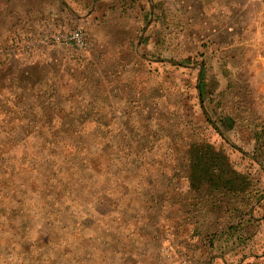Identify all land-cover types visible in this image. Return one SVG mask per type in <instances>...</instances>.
<instances>
[{
  "label": "rangeland",
  "instance_id": "374dc122",
  "mask_svg": "<svg viewBox=\"0 0 264 264\" xmlns=\"http://www.w3.org/2000/svg\"><path fill=\"white\" fill-rule=\"evenodd\" d=\"M97 1L0 0V89L18 93L23 87V101L39 103L41 107L35 105L24 112L25 141L0 136L3 140L11 139L5 142L11 149L9 154L3 152L6 150L3 147L0 149V214L8 217L3 208L13 211L9 220L0 215V227L7 230L2 234L0 245L4 237H9V249H6L21 256L19 237L24 233L30 241L28 250L34 256L33 261L22 262L13 255L11 263L6 264H37V261L40 264H112L121 256L122 247L116 242L120 231L104 244L102 236L106 234L100 228L110 223L123 227L129 220H133L131 227L137 229V240L141 239L139 233L151 232L152 226L154 229L153 247L145 252L131 249L130 260L134 264H264V145L261 148L255 138L256 132H263L264 136V0H186L183 6V16L188 19L184 24L186 29L178 36L171 34L174 36L171 39H168L166 17L161 8L150 10L144 21L134 15L135 24L127 26L125 35L136 54L135 61L128 57L120 62L112 54L103 51L102 55L97 49L95 64L76 66L67 60V49L60 46L36 44L29 58L13 50L15 37L30 34L39 41L49 20L61 26H83L91 44L95 43V34L113 43L114 36L122 35L117 29L120 25L117 19L93 28L87 22L86 17L92 5L95 12ZM75 4L82 7L76 8ZM98 15L102 19V14ZM192 25L201 29L199 33L189 29ZM144 39L149 44L137 46ZM119 66L127 72L120 75L122 79L117 74L122 70ZM26 67L39 80L32 88L25 84L27 78L23 80L24 86L15 84V78ZM47 86L55 90L53 100L45 99L47 103L44 99L27 100L39 93L45 94L41 89ZM9 102L14 104V98L10 97ZM70 105L85 107L88 113L77 119L65 115ZM43 109L56 124L52 127L64 121L53 134L33 132ZM76 125L84 133L81 134L84 144L92 137L89 133L95 126L101 125L103 132L95 142L84 147L71 142L74 134L69 129ZM44 136L45 140L56 139L69 144L76 152L92 155L97 160L93 166L97 172L106 168L115 174L129 172L130 176L121 179L122 184L118 179L100 183L99 178L95 188L86 182L74 184L61 199L51 201L52 210L75 206L79 207L77 212L88 215L86 235L97 245L91 255L90 240L81 244L80 240L73 241L72 249L69 244L61 243L74 232L69 221L64 224L53 220L68 233L53 225L49 230V224H45L46 220L51 221L46 216L50 197L40 184V174L34 172L36 168L30 169V163L25 161L38 163L37 169L46 174L49 168H56L64 161L69 164L72 155L68 146L48 155L34 145L25 154L28 145ZM111 137L116 144H103L96 153L101 142ZM200 156L202 161L198 162ZM205 161L215 162L220 171L217 170V176L202 174V177H211L226 187L232 185L236 194L221 185V189L213 187L210 193L196 189V184L190 185L189 165H202ZM7 165L13 166L14 171H8ZM22 167L23 172L19 171ZM79 167L86 169V161H80ZM27 172L34 173L26 176ZM68 177L66 181L73 184L72 173ZM30 185L40 190L28 197ZM123 185L133 193L134 200L127 198L131 202L129 210L135 203L136 209L138 205L141 209L139 214L129 211L125 216L113 215L116 206L130 195ZM256 190L260 196L250 204L241 201L247 191ZM24 202L33 212L28 218L20 209ZM87 202L93 208L95 204L101 205L103 210L89 212ZM149 204L154 206L149 210L152 226L141 218L145 210L149 213ZM240 220L250 237L245 246L236 248L235 256L229 260L220 245L221 238L223 242L229 224L236 225ZM117 249L118 254L113 253ZM106 250L108 254L104 253ZM8 253L3 251L0 256L7 260ZM242 256L243 261L237 262Z\"/></svg>",
  "mask_w": 264,
  "mask_h": 264
},
{
  "label": "trees",
  "instance_id": "16d2710c",
  "mask_svg": "<svg viewBox=\"0 0 264 264\" xmlns=\"http://www.w3.org/2000/svg\"><path fill=\"white\" fill-rule=\"evenodd\" d=\"M0 65H1V63H0ZM35 76H37V75L33 74L29 70L28 71L26 70L27 82L25 84H30V86L32 88L34 86V84L39 83V80H37V78H35V79L33 78ZM29 79L30 80L32 79V82L28 81ZM16 83L17 84L20 83L22 85L23 84L22 77H19V76L16 77L15 78V84ZM53 91H55V90H50L49 86H47L46 88L42 87L41 92H43L45 94L39 93V95L35 96L34 98H33V96L28 97L27 100L29 99V100H31V102L37 100V102H38V101H41L42 99H44L42 101L47 103L45 101V99L46 100H53V94H52ZM21 92H23V91L20 90V92H18V93H14L12 90L9 92L8 91L4 92L3 87H2V89H0V95H1L0 104H4V103L7 104V102L10 100V97L14 98V100H15V103L13 104V109H11L8 112L4 109L3 105H0V136L8 135L9 137L16 138V140L18 142L22 143L23 141L26 140L25 135H23V134L27 130L24 129V127H23L24 125L22 126L21 122H18V120L20 117H23L26 119V117H24V112L29 110V108L33 109V107H35V105H38V107H39L40 104L34 102L33 103L34 105H32L31 107H27L28 104L26 105L25 104L26 102L23 101L24 99H23V96L21 95ZM39 108H41V107H39ZM66 109H67V111H66L67 114H65V115L73 116L75 119L80 118V117H84L88 113V111H87L88 109L85 107L76 108V107L70 105V106H67ZM40 111H41V115H39L37 117V122L33 125V132H39V133H44V134H53L56 129H59L63 125L64 121L61 122L58 127H56V126L52 127V125L54 126L56 124L53 122L52 119H50L47 116V113L45 112L44 109L40 110ZM11 112H14V113L11 114ZM6 116H8V117L6 118ZM12 116H14V119H11V120L8 119L9 117L11 118ZM28 123L31 124L30 118L28 119ZM38 123H43V124L38 125ZM45 123H47V125ZM78 124H80V123H78ZM79 126L80 125H76L75 128L71 127L69 129V132H71V134H74V138L71 137V142H76V143L82 144L84 147H87L92 142H95L96 141L95 138L98 135H101V133L103 132V128L101 127V125L95 126L93 129H91V132L89 133L92 137L90 138V140L87 143L84 144L81 140L82 139L81 134H84V133H81L78 131ZM21 135H23V136L20 138ZM262 137H264L263 132H256L255 133L256 144H260L261 148L264 145V143L261 144V138ZM113 138L114 137L104 139L101 142L98 149L96 150V153L101 148V145H103V144L106 145L108 143V144H111L114 146L116 144V142L113 141ZM0 141H1L0 149L3 150L1 148V147H3L4 149H6L3 152L9 154L11 149L7 146V144L5 142L11 141V139L10 138H8V140L0 139ZM42 144H43V146H41ZM49 144H50V146L48 147ZM31 145H34L37 148H40V150H42L43 152H47L46 154H48V155L51 154L50 152H52V151L61 152V149L65 148V146H68L71 149V155L72 156L70 157L69 164L64 161V163H60L56 168H49V172L46 174H44L41 170L37 169L38 163L30 162V161H25V162L30 163L29 166L32 167L30 169L35 170V168H36V170L34 172H37L38 174H40L39 175L40 184L43 185V188H45V191H47V195L49 194L50 208H49V211H47L48 213L46 216L48 219L51 218V221L46 220V223H45L46 225L47 224L50 225V226L47 225L49 227V230L51 229V225H53V226L57 227L58 229H60V231L66 232L65 229L63 228L64 227L63 225H61L62 227L59 228L58 226L55 225V221H53V220H56L57 222H63L64 224L69 221L74 227V230H73L74 232L71 235L68 234L69 236L66 239H64V241H62L61 240L62 238H60L61 243L62 244H69V247H70L71 242H73V241L80 240V244H81V243H86L87 240H90L89 242L91 243L90 244L91 246H90V249L88 251H89V255H91L93 253L92 248L97 247V245H95L96 243H93L92 239H90V237L86 235V229L88 227L87 225H89L88 222H86L88 215H86V213H84L85 215H82L80 212H77L76 209L78 210L79 207H75V206L70 207L76 211V213H73V214H71L72 212H69L66 207L64 208L62 206L60 208L58 207L56 210H52L51 209V201L55 202V200L61 199L68 190L72 189L74 184H83L86 182V183H90L91 188H95V185L98 183L99 178H101L100 183L106 182V181L112 180V179H116V180L118 179V180H120L119 182L122 184L123 181L121 179L130 176L128 170L126 168H124L125 170H127L126 172H128V174L126 172H124L123 175L119 174V172L116 174L113 172L111 173L107 168L105 170H102L101 172H97L95 169H93V166L96 165L95 161H97V160L92 155H89V154L87 155L86 153H83L81 151L76 152L75 150H73L71 148V146H69V144L62 143L61 141H58L56 139H54L53 141L45 140V136H44V138H40V140L37 143H31L30 145H28V147L26 146L27 149L25 150V154L28 153V148ZM24 146H25V144H22V147H24ZM82 160H85L87 163L86 169H81L79 167V162ZM201 161H202V159L200 156L198 159V162H201ZM189 167H191V169L189 170V174L187 177L189 178V183L191 186L196 184L195 185L196 189H198V190L199 189L200 190L205 189L207 192L210 193L212 191L213 187H215V190L221 189L219 186V185H221L222 187H224L228 191H230V192L232 191V193L236 194V188L232 187V185H231V187H226L225 185H222V184L217 183L216 181L212 180V178H211L212 176L218 175V173H216L217 170L220 171L217 168V165L215 164V162L211 161L210 163H207V161H205L202 163V165L190 164ZM199 167H201L203 170L201 173H200L201 168H199ZM7 168L9 169L8 171H10V170L12 172L14 171L13 166L11 167V166L7 165ZM24 170H25V168L22 167L19 171L23 172ZM33 173L31 174V173L27 172L25 175L26 176L33 175ZM70 173H72V176L75 180V182L73 184H70L69 182L66 181V179L69 178L68 176H70ZM107 174H108V176H107ZM132 174H134V173H132ZM202 174H206L207 177H208V175H210L211 177H210V179H207V177H202ZM109 176H111V177H109ZM119 176H122V177L119 179L118 178ZM21 186L23 188V185H21ZM123 187H125V189L130 193V195H127L126 200L124 202H122L121 204H119L118 206H116V208L113 210V212L116 214H113V215L121 217V216H125V214L129 211H135L139 214L141 209H139V205L137 206L138 209H136V207L134 206L135 203L132 206L133 209L129 210L131 202L127 198H129V196H130V199H133V198H131L133 193L131 192L132 190L128 186L123 185ZM29 190H30V193L27 195L28 197H30L31 193H35L36 190H37V193H39L40 189H37V187L30 185ZM95 191H96V189H95ZM142 191H143V189L140 190L138 193H140ZM244 191H245V189H244ZM257 193H258L257 190H256V192L247 191L246 195L242 196L241 201H245V203L250 204V202L253 199H256L260 196V194H257ZM134 196H135V194H134ZM87 204H89V202H87ZM150 204L147 205L148 211L150 210V208L152 211V208L154 207V206H150ZM157 204H158V200H157ZM0 205H1V203H0ZM89 206H90L89 212H91V211L94 212V210H97L100 212L103 210V209H101L102 208L101 205H97V204L93 205L95 209L90 204H89ZM3 209H4L3 212H8V217L5 216L3 213L0 215L9 220L10 214L13 211H11L10 209H7V208H3ZM20 209H21L22 214L26 218H28L29 215L33 214L32 210L29 209L28 204L26 202H24L23 204L20 205ZM142 209H144V208L142 207ZM144 212H145V214H143L141 216V218L143 220H145L147 222V224H150L152 226V224L150 223V211H149V213L148 212L146 213V210ZM26 214H28V215H26ZM151 214H153V213L151 212ZM132 221L133 220H129L128 222L125 223V225L123 227H119L115 223H110V225H108V227L105 228V227L101 226V228H100L101 232L103 234H106V235L102 236L103 237L102 243H104V244H106L115 235V233L118 234L119 233L118 231H120V232L122 230L125 231L124 238L119 237L118 239H116L117 244H119L122 247V249L119 250V252L121 253V256L119 257L118 260H115L114 263L110 262L112 264H134L133 261L130 260V257L132 256L131 249L133 251H137L140 249V250L145 252V250L150 249L155 244L154 243V236H153V234H154L153 226H152L151 232L139 233L140 234L139 236L141 237V239L137 240V237H135V230H137V229H135V227H134V229L131 227ZM26 222L27 221H25L23 223H26ZM95 223H97V219H95ZM14 225H15L14 227H18V225H16V224H14ZM98 225L100 226L99 223H98ZM0 226H2V225L0 224ZM8 227L13 228V226H8ZM44 228H45V226H44ZM5 231H7V230H3V228L0 227V242L2 240V234H5ZM226 231H227V233L224 235L223 242H222V238H221L220 245H223L224 252L228 253L227 256H230V255L235 256L234 251L236 250V248H239V247L245 245L246 241L248 240V238L250 236L246 235L247 231L243 228V221H241V220L238 223H236V225L229 224ZM66 233H68V232H66ZM74 233L76 235H73ZM19 238H20V244L22 245V247H21L22 248V255L21 256H19L18 253L15 251L8 250L9 248L7 246H8V240H10V238L9 237L3 238L4 241L0 245V253H2L3 251H6V250L9 251L10 253H8V259L7 260L3 259L2 255L0 256V264H6L7 262L11 263L13 255L17 257V260L20 257L22 262L25 259H30L31 261H33L32 259L34 256H32L30 251L28 250V248L30 247V243H29L30 241H28L29 239L26 237V235L24 233ZM72 238H73V240H72ZM120 239H124V240H120ZM212 243L213 242L211 240V244ZM59 245H61V244H59ZM6 248H8V249H6ZM124 249L126 251H124ZM104 253L108 254L107 250L104 251ZM113 253L118 254V249L115 250ZM5 254H7V253H5ZM42 254H45V253H42ZM45 255H47V254H45ZM149 258L151 260H153L150 256H149ZM36 260H38V259H36ZM44 260H46V258ZM28 263H30V262H28ZM15 264H17V262ZM37 264H40V263L37 261ZM103 264H108V263H103Z\"/></svg>",
  "mask_w": 264,
  "mask_h": 264
},
{
  "label": "crops",
  "instance_id": "0c3cea01",
  "mask_svg": "<svg viewBox=\"0 0 264 264\" xmlns=\"http://www.w3.org/2000/svg\"><path fill=\"white\" fill-rule=\"evenodd\" d=\"M186 0H98L96 5H95V12H92L94 5L91 7L90 13L87 15V22L92 23V27H95L98 25V27L105 23H109L110 21H115L116 19L119 22V26L117 29L122 31V35L120 36H114L113 38V43H110L108 38L105 39V37H101V35L95 34V43L91 44L89 43L88 47V52H87V60L85 64L83 65H76V66H87L89 64L94 63L95 60V55L98 54L97 51L101 50L102 55L103 51H106L109 55L112 54L115 59H118V61L123 62L126 61L128 57L131 58V61L136 60V54L134 55V49L132 50V47L130 45V40H127L126 34V28L129 26L131 23L135 22L134 15H139L138 17L142 18V21H144L149 14V11L157 8H161L162 12L164 13V16L166 17L165 20V25L167 29V35L168 39H171L170 36H178L180 32L186 29L184 27L185 22L188 20L186 17L183 16V6L185 7ZM201 3V1H200ZM202 4V3H201ZM76 8H81L82 5L75 4ZM203 5V4H202ZM187 7H191V4H188ZM74 6V10L76 9ZM185 9V8H184ZM92 12V13H91ZM102 14V19L100 18V15ZM96 17V20H93V18ZM112 18V20L110 19ZM128 24V25H127ZM135 24V23H134ZM133 24V25H134ZM83 27V26H82ZM84 28V27H83ZM192 31H195V33H199L201 30L199 27H194L193 25L190 26L189 28ZM86 31V29L84 28ZM87 32V31H86ZM88 34V33H87ZM172 34V35H171ZM92 36V35H91ZM129 36V35H128ZM172 36V37H174ZM143 38V37H142ZM97 40V41H96ZM147 39H144V41H141L139 45H147L149 42H147ZM97 44V45H96ZM107 47L109 49H107ZM60 48H64V46H60ZM98 49V50H97ZM117 51V52H116ZM133 53V54H132ZM53 57V56H52ZM50 58V56H49ZM54 58H56L54 56ZM152 61H156V59H152ZM95 64V63H94ZM75 65V64H73ZM123 66H119L122 70L117 72L120 77V75L127 73ZM26 70L28 71L29 69L26 67L22 71V74L20 77L24 80L26 78ZM122 79V78H121ZM24 86V85H23ZM19 87V86H17ZM23 87L20 89L23 91ZM5 104V103H4ZM2 104L4 109L8 112L11 109H13V103L7 102V104ZM26 105L28 104L27 107H31L34 105L33 103H25ZM8 116H6L7 118ZM8 119H14V116L11 118L9 117ZM16 119V118H15ZM22 120H25V118L20 117L19 122H21V125L23 126L24 123ZM250 236L249 234H247ZM247 244V243H246ZM245 244V245H246ZM244 245V246H245ZM249 255V254H248ZM229 260L233 259V256L230 255L228 256ZM244 256L241 257L240 261H243ZM234 264V263H232Z\"/></svg>",
  "mask_w": 264,
  "mask_h": 264
},
{
  "label": "built area",
  "instance_id": "2783aa9c",
  "mask_svg": "<svg viewBox=\"0 0 264 264\" xmlns=\"http://www.w3.org/2000/svg\"><path fill=\"white\" fill-rule=\"evenodd\" d=\"M36 44L47 46H64L67 49V60L72 64H83L89 47V36L80 25L61 26L49 20L44 25V32L39 39L26 34L12 40L13 50L24 58L34 53Z\"/></svg>",
  "mask_w": 264,
  "mask_h": 264
},
{
  "label": "water",
  "instance_id": "95a60500",
  "mask_svg": "<svg viewBox=\"0 0 264 264\" xmlns=\"http://www.w3.org/2000/svg\"><path fill=\"white\" fill-rule=\"evenodd\" d=\"M150 12H152V10L150 11ZM139 45V42L137 43V46ZM138 51V50H137ZM67 210L69 211V212H72L71 214H73V213H76V211L74 210V209H72V208H70V207H67ZM124 236H125V231H121L120 232V238H124Z\"/></svg>",
  "mask_w": 264,
  "mask_h": 264
}]
</instances>
